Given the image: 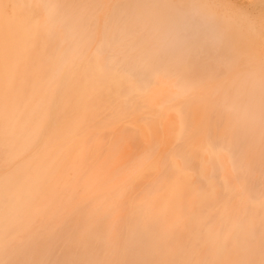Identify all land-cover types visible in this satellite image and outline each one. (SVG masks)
<instances>
[{
	"label": "bare ground",
	"instance_id": "bare-ground-1",
	"mask_svg": "<svg viewBox=\"0 0 264 264\" xmlns=\"http://www.w3.org/2000/svg\"><path fill=\"white\" fill-rule=\"evenodd\" d=\"M0 264H264V0H0Z\"/></svg>",
	"mask_w": 264,
	"mask_h": 264
}]
</instances>
